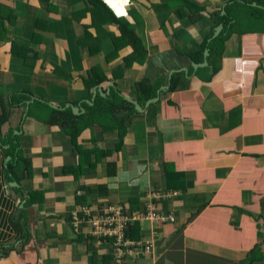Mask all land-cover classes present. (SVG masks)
I'll return each instance as SVG.
<instances>
[{
  "label": "crops",
  "instance_id": "0c3cea01",
  "mask_svg": "<svg viewBox=\"0 0 264 264\" xmlns=\"http://www.w3.org/2000/svg\"><path fill=\"white\" fill-rule=\"evenodd\" d=\"M0 1L16 16L0 37V139L18 136L32 165L19 184L0 145V264H117L80 208L122 203L140 214L154 191L175 221L131 225L153 248L121 264H264V16L233 5L264 10V0ZM229 13L243 26L217 62L210 44L228 33ZM203 53L211 67L195 68ZM125 97L144 111L133 113ZM98 100L120 113L73 140L69 120Z\"/></svg>",
  "mask_w": 264,
  "mask_h": 264
},
{
  "label": "trees",
  "instance_id": "16d2710c",
  "mask_svg": "<svg viewBox=\"0 0 264 264\" xmlns=\"http://www.w3.org/2000/svg\"><path fill=\"white\" fill-rule=\"evenodd\" d=\"M96 3L98 4L99 7L106 8V4L103 2V0H95ZM234 8L239 9L242 6H247L253 11L252 17L253 19H259L264 16V10L260 9L258 7H254L252 4L246 2L245 4L239 1H235L233 3ZM189 7H194L197 8L196 5L192 4L189 5ZM198 9V8H197ZM200 10V9H199ZM12 7L9 4H4L3 2L0 1V37L6 39V34L11 28L15 22V17L13 18L12 14ZM231 15V16H229ZM233 16L234 14L229 13L228 15L222 17V20L226 23V25L229 26V30L227 34H221L217 39H215L210 45L211 48L216 50L218 52V61H221L224 53H225V46L227 41L235 34L239 33L241 31V26H243V22H241V17L238 14V17L236 18V22L233 23ZM119 22V21H118ZM121 30H122V35L125 37L127 40V45L132 46L134 49V55L138 56L141 60H146L148 56V51L145 49V47L140 46L139 38L135 35L133 31L129 29V26L121 24ZM178 48V45H177ZM197 61L200 63H204V53L201 55L200 58H195ZM221 64V63H220ZM201 71L208 72V68H203ZM182 73L180 74H174L172 76V84H171V90H174L177 86V84L182 81L184 77H182ZM211 78V77H210ZM103 80L101 78L100 80H96V82H100ZM180 80V81H179ZM144 83V82H143ZM140 83L138 85V88L141 86V89L144 90L145 92L148 91V88H151L152 91L149 93L147 96L148 98L155 96V90H153V87H149L146 84H153L150 79L146 80V84ZM22 99V98H18ZM126 105H128L131 108V111L133 113H136V108L131 104L128 103L127 101H124ZM3 109V114L0 118V127L4 125V123L7 120V111L5 110V107L3 105H0ZM117 112L120 113V107L118 104L115 102H106L104 100H98L94 103L93 106L88 107V110L85 114L79 117L72 116V119L74 122H71L68 118L65 117V114L60 115L64 118L69 120L70 122V127H69V133L73 137V140H76V138L80 135L81 131L92 125V124H99L102 126L104 129H107V127L104 125V120L108 118L115 117V114H118ZM67 113H72V111L69 109ZM56 114H59L56 112ZM60 120H57L58 123H60ZM0 145L2 147L9 145V148L4 150V153L6 156H11L12 159L11 161L7 164V171L8 174L11 175L12 179L17 181L19 184L24 179L27 174L31 172L32 165L31 161L29 159H26L23 157V154L21 153L20 150V145L18 142V136H14L13 134L9 135L7 139H0ZM10 177V178H11ZM35 193H38L37 191H34ZM36 198L34 193L30 194V198H27L26 206L33 204L36 202ZM133 230L132 228L129 231V234L132 238L134 239H139L136 236L132 234Z\"/></svg>",
  "mask_w": 264,
  "mask_h": 264
},
{
  "label": "built area",
  "instance_id": "2783aa9c",
  "mask_svg": "<svg viewBox=\"0 0 264 264\" xmlns=\"http://www.w3.org/2000/svg\"><path fill=\"white\" fill-rule=\"evenodd\" d=\"M161 196L163 194L160 191L152 192L150 203L140 214L130 213L127 206L122 203H109L102 209L84 205L79 211L83 214V220L93 225L90 237L94 241L109 245L113 261L121 264L135 256L150 252L153 248L152 242L130 236L131 225L144 220L157 225L175 221L174 216L164 215L156 208V199L159 200ZM73 218L74 227L77 228L80 215L74 213Z\"/></svg>",
  "mask_w": 264,
  "mask_h": 264
},
{
  "label": "water",
  "instance_id": "95a60500",
  "mask_svg": "<svg viewBox=\"0 0 264 264\" xmlns=\"http://www.w3.org/2000/svg\"><path fill=\"white\" fill-rule=\"evenodd\" d=\"M220 29L218 30V33L219 32H221L223 29H224V26L223 25H221L220 27H219ZM217 33V34H218ZM206 55H207V57L208 56H210V51H207V53H206ZM210 63L208 62V61H206V62H204V63H202V64H195L194 66H195V68H199V67H211V65H209ZM185 70V69H184ZM174 71H172V73H173ZM125 99L129 102V103H131L135 108H136V110L138 111V112H143L144 110H143V108H142V106L138 103V101H136L135 99H133V98H129V97H125ZM157 99V98H156ZM156 99H151V100H149L148 102H147V104H151V103H154L155 101H156ZM72 109H73V111H74V113L76 114V115H78L80 112H82L83 111V109H81V108H77V107H72ZM11 160V157L9 156V157H7L6 158V163H8L9 161ZM9 186H18V183L17 182H15V181H13V182H10L9 183ZM25 202V200L23 201V203ZM22 205V204H21Z\"/></svg>",
  "mask_w": 264,
  "mask_h": 264
},
{
  "label": "snow or ice",
  "instance_id": "6c2138e0",
  "mask_svg": "<svg viewBox=\"0 0 264 264\" xmlns=\"http://www.w3.org/2000/svg\"><path fill=\"white\" fill-rule=\"evenodd\" d=\"M124 2L126 3V2H127V0H124Z\"/></svg>",
  "mask_w": 264,
  "mask_h": 264
}]
</instances>
